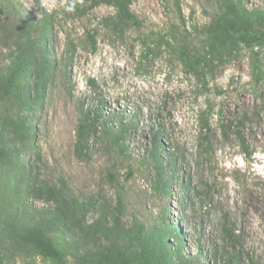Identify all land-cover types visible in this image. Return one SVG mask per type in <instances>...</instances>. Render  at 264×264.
Here are the masks:
<instances>
[{"label":"rangeland","instance_id":"obj_1","mask_svg":"<svg viewBox=\"0 0 264 264\" xmlns=\"http://www.w3.org/2000/svg\"><path fill=\"white\" fill-rule=\"evenodd\" d=\"M112 1L0 0L55 60L43 90L31 64L20 100L0 99L35 128L0 132V264H55L35 229L61 211L48 234L67 264H97L136 220L164 238L136 264H264V46H208L219 0H128L131 21ZM16 54L0 33V74Z\"/></svg>","mask_w":264,"mask_h":264},{"label":"trees","instance_id":"obj_2","mask_svg":"<svg viewBox=\"0 0 264 264\" xmlns=\"http://www.w3.org/2000/svg\"><path fill=\"white\" fill-rule=\"evenodd\" d=\"M79 2L75 3V7ZM112 2L122 19L125 21L133 20L128 0H113ZM219 4L220 13L206 27L208 46L213 47L215 44L235 46L242 43L250 46H264L263 9L249 10L239 0H219ZM16 12L19 11L17 10ZM10 14L11 12L6 14L3 20L0 19V33H3V36L8 38L12 45L15 46L17 54L10 59L9 64L1 71L0 99L7 97L11 102H14L20 100V81L27 73L29 66L31 64L38 65L41 78L38 89L43 90L50 81L52 70L55 67V60L49 56L48 49H44L41 52L38 51L39 40L31 33L34 28V22L30 18L21 17L19 13L16 16ZM35 22L40 25V35L44 36L49 17L43 15L41 19ZM0 117L2 122L0 132L5 131L6 126H12L15 134H22L27 140L35 138V128L29 127L26 122L21 121L16 127L8 112L4 117L2 113ZM96 123V121L90 119L89 114L83 115L78 127L76 142L78 153L85 145L86 135ZM153 142L156 148L157 144L161 143L157 135L154 136ZM64 215L65 213L61 211L59 216L44 220L35 229L40 253L50 258L55 264H67V262L61 251L53 243L48 232L54 227L56 220L61 221L65 218ZM118 219V217L114 218L115 227L117 228L119 227ZM133 230L135 233L132 236V241L128 243L125 241L119 243L109 242L105 246V253L97 259L96 263L136 264L141 257L143 261H149L150 253L158 258L163 256L164 238L162 229L147 233L145 226L136 220L133 224ZM222 230L226 234L229 233L225 223L222 224Z\"/></svg>","mask_w":264,"mask_h":264}]
</instances>
